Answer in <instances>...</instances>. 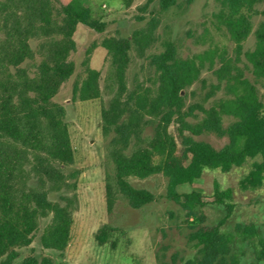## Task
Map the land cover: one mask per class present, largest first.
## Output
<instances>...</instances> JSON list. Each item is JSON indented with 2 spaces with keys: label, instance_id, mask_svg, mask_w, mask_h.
<instances>
[{
  "label": "trees",
  "instance_id": "obj_1",
  "mask_svg": "<svg viewBox=\"0 0 264 264\" xmlns=\"http://www.w3.org/2000/svg\"><path fill=\"white\" fill-rule=\"evenodd\" d=\"M123 1L132 6L133 0ZM184 1L190 5L195 0ZM217 2L212 24L235 44L234 58L218 47L183 58L171 40L163 43L161 52L148 55L155 42L154 20L130 37L109 36L100 44L111 64V97L101 109L108 211L118 195L134 209L154 202L152 192L133 186L130 179L162 175L167 199L197 220L188 237L195 254L181 258L180 264H242L232 252L234 238L222 231L236 211L234 191L215 183L207 198L194 189L180 192V187L200 180L205 169L228 173L248 159L260 158L239 188L264 189V0ZM178 5L179 0L160 1L164 11ZM257 16L262 19L255 27ZM80 24L99 34L107 29L80 0H0V264H14L19 250L36 237L43 249L58 252L70 243L81 172L74 168L67 112L58 97L70 84L74 103L103 98L102 73L90 64L93 48L80 65L72 58ZM251 34L254 46L244 50ZM132 52L148 61L150 84L129 85ZM205 70L217 78L207 101L219 92L224 95L208 108L203 103L188 105L187 90ZM149 128L152 135L147 134ZM204 134L228 142L218 149L196 139ZM208 205L224 208L215 226L202 225L205 217L199 213ZM112 231L104 225L95 236L97 242L107 243ZM235 232L242 242L253 244V264L264 262V231L254 224H237ZM177 260L174 255L171 262L162 258L160 264ZM20 264L57 263L46 256H28Z\"/></svg>",
  "mask_w": 264,
  "mask_h": 264
},
{
  "label": "rangeland",
  "instance_id": "obj_2",
  "mask_svg": "<svg viewBox=\"0 0 264 264\" xmlns=\"http://www.w3.org/2000/svg\"><path fill=\"white\" fill-rule=\"evenodd\" d=\"M80 1L91 7L107 23V29L99 34L80 24L74 35L77 51L72 57L80 65L87 50L93 48L90 64L102 73L103 98L74 103L70 99V84L64 86L58 97L67 112L66 120L75 151L74 168L81 172L71 240L64 252H58L43 249L39 237H36L31 246L19 250L20 257L14 264H20L28 256L50 257L57 264H160L162 258L171 262L174 255L178 256L180 264L181 258L195 254L188 237L192 224L197 220L188 218L179 205L167 199V181L162 175L145 180L130 179L133 186L152 192L156 197L154 202L134 209L124 196L118 195L113 210L108 211L105 192L106 146L102 136L101 109L103 101L107 103L111 97L108 80L111 64L107 59V51L100 44L109 36L130 37L134 31L146 29L152 20L157 27L154 31L155 42L147 52L148 55L161 52L163 43L171 40L183 58L192 57L211 47H218L220 53L226 50L228 56L234 58L235 44L225 36V31H218L212 24L213 14L219 6L217 0H195L190 5L179 0L178 6L166 11L161 9V0H133L131 7H126L123 0ZM259 8H263V5ZM139 17L143 20L139 21ZM261 19V16L254 18L255 27ZM254 41V35L251 34L245 42L244 50L252 49ZM132 56L133 61L127 73L129 85L150 84L153 72L148 61L137 59L134 52ZM240 66L243 67V63ZM246 75L253 79L249 72ZM216 83L213 71L205 70L200 80L187 90V104L203 103L205 107H210L215 99L224 95L219 92L207 101L212 85ZM261 94L264 102L262 89ZM152 133L153 130L149 128L147 134ZM196 139L206 141L218 149L228 142L227 138L220 139L210 134ZM254 161H260V158L248 159L243 166L234 167L228 173L205 169L200 180L179 188L180 192L194 189L207 198L212 196L215 183H219L223 189L234 191L236 211L222 231L234 238L232 252L240 258L242 264L255 262L253 244L241 241L235 232L236 225L254 224L264 231V189L242 191L239 188V181L251 170ZM199 214L205 217L202 225L215 226L225 212L222 206L208 205ZM46 224L47 221L42 223V229ZM104 225L111 226L113 231L107 243L99 244L95 236Z\"/></svg>",
  "mask_w": 264,
  "mask_h": 264
}]
</instances>
